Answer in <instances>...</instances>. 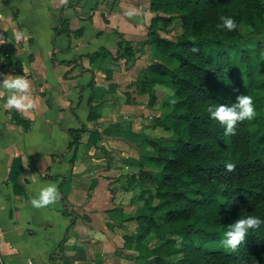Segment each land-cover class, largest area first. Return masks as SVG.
I'll return each instance as SVG.
<instances>
[{
    "label": "crops",
    "instance_id": "0c3cea01",
    "mask_svg": "<svg viewBox=\"0 0 264 264\" xmlns=\"http://www.w3.org/2000/svg\"><path fill=\"white\" fill-rule=\"evenodd\" d=\"M157 16L149 0H0L2 73L34 101L20 112L0 96L1 264H138L123 236L153 169L137 162L174 99L151 73ZM45 183L60 197L33 207Z\"/></svg>",
    "mask_w": 264,
    "mask_h": 264
},
{
    "label": "trees",
    "instance_id": "16d2710c",
    "mask_svg": "<svg viewBox=\"0 0 264 264\" xmlns=\"http://www.w3.org/2000/svg\"><path fill=\"white\" fill-rule=\"evenodd\" d=\"M257 2L149 0L162 14L149 33L160 62L151 73L168 77L174 99L155 121L170 136L150 141L152 152L137 162L153 169L141 172L136 227L123 236L138 264H264V224L235 249L220 243L240 216L264 219V37L217 27L222 15L232 16L261 34ZM172 21L181 33L169 38ZM240 94L253 98L256 115L226 134L206 109ZM226 161L235 166L226 169Z\"/></svg>",
    "mask_w": 264,
    "mask_h": 264
},
{
    "label": "clouds",
    "instance_id": "9594fccd",
    "mask_svg": "<svg viewBox=\"0 0 264 264\" xmlns=\"http://www.w3.org/2000/svg\"><path fill=\"white\" fill-rule=\"evenodd\" d=\"M132 15V13H128ZM218 28L229 31L236 29L238 24L232 16L222 15ZM23 33L17 32L15 39L20 40ZM195 51V49H194ZM29 80L23 75L0 73V96H5L4 107L27 112L34 107V101L29 92ZM206 111L209 117L224 126L226 134L234 133L237 122L251 120L256 115L253 98L250 95H237L235 101L228 104H209ZM225 168L231 170L235 165L226 161ZM60 197L58 187L55 183H45L39 191L31 197L30 203L33 207H41L55 202ZM264 224V219L259 215L240 216L231 224L226 226L222 233L220 243L227 248L235 249L246 237L249 229L258 228ZM256 264L259 262L256 261Z\"/></svg>",
    "mask_w": 264,
    "mask_h": 264
},
{
    "label": "rangeland",
    "instance_id": "374dc122",
    "mask_svg": "<svg viewBox=\"0 0 264 264\" xmlns=\"http://www.w3.org/2000/svg\"><path fill=\"white\" fill-rule=\"evenodd\" d=\"M258 2H257V4L260 5V9H261V20H260V22H261V25L263 27L261 34H259L257 36L254 35V34H250V31L253 33L254 30L252 31L251 26L249 25V23L246 20L242 19V20H240L238 22V31H239V33L245 38L252 37L253 38L252 40L261 39V38L264 37V0H261V1L258 0ZM165 31H167V36L169 38L176 37L177 35H179L181 33L180 22L179 21H172V23L165 28ZM252 40H251V42H252ZM165 133L166 134H164L163 136L159 137V139L168 138L170 136V132L165 131ZM137 214H138V212H137ZM137 214H136V216H137ZM136 216L132 217V220H134L136 218ZM154 244L150 245L151 248L154 246Z\"/></svg>",
    "mask_w": 264,
    "mask_h": 264
},
{
    "label": "built area",
    "instance_id": "2783aa9c",
    "mask_svg": "<svg viewBox=\"0 0 264 264\" xmlns=\"http://www.w3.org/2000/svg\"><path fill=\"white\" fill-rule=\"evenodd\" d=\"M5 42H6V37H5L4 33L0 30V45L5 44ZM3 69H4V62L0 58V73L3 72Z\"/></svg>",
    "mask_w": 264,
    "mask_h": 264
}]
</instances>
